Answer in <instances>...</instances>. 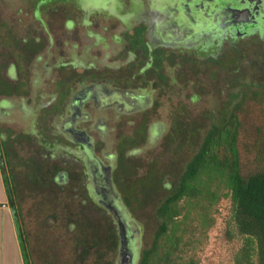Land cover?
Masks as SVG:
<instances>
[{"label": "flooded vegetation", "instance_id": "obj_1", "mask_svg": "<svg viewBox=\"0 0 264 264\" xmlns=\"http://www.w3.org/2000/svg\"><path fill=\"white\" fill-rule=\"evenodd\" d=\"M9 2L0 0V55L8 61L1 59L0 73L30 74L32 60L47 51L51 83L59 84L50 113L61 112L68 142L59 164H52L59 159L53 144L25 143L31 145L28 158L37 157L46 167H82L87 158L92 173L83 175L116 220L124 254L139 264L129 224L114 203L120 198L112 175L118 156L97 155L95 139L102 138L109 113L130 124L197 119L188 110L199 101L204 65L210 68V85L215 69L225 82L220 109L207 121L234 117L241 124L245 114L256 117L264 107V83L251 67L264 64V0H20L13 10ZM0 102L10 104L6 97ZM1 145L7 146L6 138ZM59 178L64 183L67 174ZM120 251L121 242L116 264Z\"/></svg>", "mask_w": 264, "mask_h": 264}, {"label": "rangeland", "instance_id": "obj_2", "mask_svg": "<svg viewBox=\"0 0 264 264\" xmlns=\"http://www.w3.org/2000/svg\"><path fill=\"white\" fill-rule=\"evenodd\" d=\"M9 3L13 10L14 6L19 5L20 0H10ZM1 33H3V29L1 31L0 26V35ZM1 59L2 55H0V62ZM2 60L4 64L8 62ZM51 61L52 57L50 58L47 51L44 50L32 60L33 69L30 74L15 76L0 73V101L4 97L10 101V104L0 102V150L5 153V148L1 145V138L4 137L11 155L9 165L6 157L4 165L8 167L9 171V167H20L14 170L20 177L22 176L21 170H23L21 167L27 165L28 154L31 152L29 149L31 145H26L27 142L33 143L36 148L37 143L44 144L46 147L55 145L53 152L59 159L52 164H59V161L66 157L64 154H66L68 142L66 136L61 133V120L58 119L61 112L58 110L50 113V109L56 105L52 96L54 93H59V84L57 83L54 87L48 73V64ZM259 66H252L251 69L256 70V73L253 74L256 75V80L264 83V64ZM201 68L204 69V72L198 75L200 98L193 104V109L188 110L189 113H191L190 110H193L194 114H198L197 119L194 121L182 119L175 123L144 121L143 123L130 124L114 120L109 113L102 138L95 139L99 143L96 147L97 155L116 154L118 156V160L116 159L114 162V164L117 162L118 166L112 168V175L114 190L120 194V198L119 200L114 199V203L119 206L121 215L129 224V240L138 260L143 248L148 247L151 242V235L156 228V220L153 217L150 202L143 207L135 203L133 208H128L124 201L126 195L123 189L135 184L140 178H143L142 182L145 185L149 180L145 176L150 177V173L155 176L154 180L156 181L158 178H163L162 183L172 182L181 168L180 165L187 161L199 147L212 124L205 117L209 116L211 111L218 113L221 100L225 98L222 91L225 88L222 72L217 69L213 71L211 77L214 79L211 82L214 85H210V68L206 65L200 66L199 72H201ZM252 78L255 77L252 76ZM245 81L247 80H239L238 83L241 84ZM3 83L8 84L13 90H8L7 85ZM59 107L60 103L57 104V109ZM259 109V112L255 114L256 117H252V114L248 116L245 114L244 121L239 124L236 145L240 171L244 177H249L260 167H264V107ZM22 132L29 133V135L24 136L21 134ZM87 160V158L84 159V165L75 167L76 169L62 167L65 169L62 173L67 174L64 182L76 183L75 179L71 182L69 176L71 174L73 178H76L80 171L91 174L93 167H90ZM83 184L86 194L95 204H100L103 198L95 190L94 184L91 181H86V178ZM148 185L151 184L148 183ZM26 191L22 187L18 200L22 211L21 225L28 238L30 264H45L47 255L43 251L45 249L43 238L47 236L45 235L47 231L41 227V221L38 218V212H36L37 199ZM77 193L78 197L83 194L80 189ZM106 199L113 201L109 195ZM102 207L104 206L102 205ZM215 207L212 212V217L215 219L214 224L207 230L204 226V230L193 232V240L183 248L180 254L181 264H246L243 254L241 255L245 245V236L238 232L232 221L230 197L222 198ZM103 210L108 214L107 217L112 216L105 207ZM208 217L210 218V214ZM57 225L59 223L54 224L51 231L47 232L49 238L56 242L52 245V248L58 251L56 256L59 258L56 264L71 263L74 257L72 255L73 233L64 226L58 227ZM113 261L114 264L117 263L118 254ZM248 264H257L255 241L251 243Z\"/></svg>", "mask_w": 264, "mask_h": 264}, {"label": "trees", "instance_id": "obj_3", "mask_svg": "<svg viewBox=\"0 0 264 264\" xmlns=\"http://www.w3.org/2000/svg\"><path fill=\"white\" fill-rule=\"evenodd\" d=\"M3 84L8 90L12 89ZM238 130L239 123L234 117L211 124L197 150L172 182L162 183L163 178L156 181L150 173V177L145 176L149 179L145 185L140 178L123 189L128 208H133L135 203L143 207L150 202L156 220L151 242L141 252L139 264H181L180 254L193 240V232L204 230V226L207 230L214 224L212 212L218 202L228 196L232 221L245 236L241 253L244 263H249L251 243L255 241L257 264H264V167L249 177L241 174L236 145ZM7 148L5 146V153L0 150V170L25 263L30 264V253L21 225L18 197L22 187L37 199L36 212L43 230L50 232L53 225L59 223L58 227L62 225L73 233L74 257L73 262L67 264H114L121 242L119 226L112 216L107 217L102 205L95 204L86 194L83 172H78L76 178L70 174L71 182L75 179L74 184L60 183L59 175L65 169L57 165L46 167L34 157L21 167L20 177L14 171L20 167H9V171L4 165V158L9 165L11 156ZM78 189L83 192L79 197ZM47 232L43 238V251L47 255L44 262L56 264L58 251L52 248L56 242Z\"/></svg>", "mask_w": 264, "mask_h": 264}, {"label": "crops", "instance_id": "obj_4", "mask_svg": "<svg viewBox=\"0 0 264 264\" xmlns=\"http://www.w3.org/2000/svg\"><path fill=\"white\" fill-rule=\"evenodd\" d=\"M0 264H26L0 170Z\"/></svg>", "mask_w": 264, "mask_h": 264}, {"label": "water", "instance_id": "obj_5", "mask_svg": "<svg viewBox=\"0 0 264 264\" xmlns=\"http://www.w3.org/2000/svg\"><path fill=\"white\" fill-rule=\"evenodd\" d=\"M123 244H124V241H121V251H120V254H122V256H121V263L120 264H131L132 257H131V255L124 254L126 248H124Z\"/></svg>", "mask_w": 264, "mask_h": 264}]
</instances>
